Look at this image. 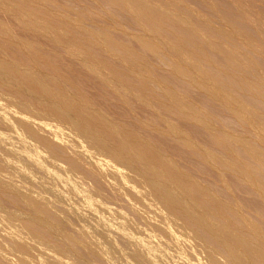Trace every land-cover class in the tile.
Here are the masks:
<instances>
[{"label": "rangeland", "instance_id": "374dc122", "mask_svg": "<svg viewBox=\"0 0 264 264\" xmlns=\"http://www.w3.org/2000/svg\"><path fill=\"white\" fill-rule=\"evenodd\" d=\"M148 2L174 19L199 24L200 35L215 30L220 49L214 55L223 59L232 52L258 78L264 79V0ZM0 28L6 29L17 41L16 45L6 48L0 39V66L15 59L28 67L34 79L50 82L56 98L67 95L62 78L65 75L89 95L105 116L134 122V115L148 117L156 113L154 107L144 108L135 100L126 104L116 97L114 79L97 54L100 48L89 49L87 41L93 37L89 36V30L94 33L106 30L117 40L133 43L129 37L131 32L159 31L158 27L139 22L124 9H117L104 0H0ZM223 30L229 33L224 34ZM81 53L85 60L78 58ZM38 56H46L49 64L41 63ZM109 60L120 64L111 54ZM54 67L60 74L53 70ZM20 86L21 80L17 77H9L5 83L0 81V264L256 263L259 253L251 244L264 236V216L258 212L260 199L257 194L242 180L240 162L232 158L220 161L218 167L213 168L200 155L193 154L187 144L175 138L149 130L139 132L152 138L153 143L148 144L151 149L161 154L166 151L176 163L173 166L185 179L194 182L201 193L211 189L217 196L238 200L256 223L249 230L225 226L222 214L200 200L197 191L186 196L184 214L176 213L166 206L170 196L161 189L163 184H169L166 168L159 169V163H153L156 172L150 177L149 171L132 158L131 153L125 152L118 158L106 148V143H117V132H98L105 136L103 145L91 138L83 142L73 129L70 117L58 118L48 108L35 106L43 112L41 120L48 122L52 132L62 131L57 137L66 136L71 144L85 150L86 160L99 162L113 180L112 174L118 173L121 182L115 184L117 186L108 180L102 181L103 189L97 193L94 187L99 188L100 181L93 176L73 175L75 173L70 172L63 160L53 156L47 146L31 138L15 123L22 107L30 103V98L19 91ZM187 88L180 89H191ZM195 92L191 89L190 96L182 94L187 99L191 96L196 99L198 91ZM199 97L202 95L197 102L193 98L189 100L200 103V113H206L209 108L212 112L213 105H209L212 103L217 108L216 118H222L220 123L228 122L232 128L238 126H235L238 121L233 123L234 119L229 117L230 113L215 106V102L208 100L209 103L205 97L206 103H203L204 99ZM249 104L247 106L253 109L258 106ZM173 121L192 130L196 140L207 138L203 131L194 132V128L199 127L196 123L175 115ZM238 127V131L233 128L235 133H242V127ZM81 176L85 180H81ZM94 181L99 186H94ZM131 195L138 197L131 198ZM38 218L47 223L49 240L31 234L24 226ZM196 221L200 223V235L192 227Z\"/></svg>", "mask_w": 264, "mask_h": 264}, {"label": "bare ground", "instance_id": "6f19581e", "mask_svg": "<svg viewBox=\"0 0 264 264\" xmlns=\"http://www.w3.org/2000/svg\"><path fill=\"white\" fill-rule=\"evenodd\" d=\"M104 1L117 9H124L139 22L152 24L160 29L159 31L146 30L142 33L131 32L129 37L133 43L129 40H117L106 30L96 31L97 34L89 30V36L93 37H89L90 41H87L89 49L95 50L96 46L100 48V52L97 54L111 72L107 71L114 79L112 84L116 97L121 98L126 104L129 103V100H135L140 102L143 107H154L156 113L148 116L150 118L134 115V122L105 116L89 98V95L65 75L62 78L66 84L67 95L56 98L50 82L34 79L28 67L20 65L15 59H10L6 65L0 66V81L5 83L9 77L19 78L21 80L19 91L22 96L30 98V103L22 107L15 123L31 138L47 146L53 156L63 160L65 166L71 170L70 172L75 173L73 175L78 173L82 176H93L98 182L100 181L98 183L100 187L96 189L94 187L95 191L98 189L97 193L103 187L100 184L102 181L104 183L108 180L107 182L110 184L118 185L121 182L118 180V173L112 174L113 180L99 162L86 160L85 150L71 144L66 136L57 137L56 134L59 135L58 132L62 131L58 130L56 134L52 132L48 122L41 120L43 112L35 106L41 105V108H48L58 118L70 117L73 129L80 134L83 142L91 138L103 145L106 140L105 136L98 132H117L119 134L117 143L115 145L106 143L105 145L112 155L122 158L125 152L131 153V157L149 171L150 177L154 176L153 174L156 172L153 163H159V169L166 168L169 184H163L161 189L170 196L165 204L173 211L183 215L185 212L183 203L186 196L188 193L197 191L200 200L222 214L225 226L231 229L239 226L244 230L254 228L256 223L243 210L238 200L217 196L211 189L208 193H201L194 182L185 179L181 172L173 166L176 163L166 151L161 154L159 150L151 149L148 144L153 143L152 138L142 136L139 132L149 130L175 138L187 144L193 154L200 155L213 168H217L220 161H228L232 158L240 162L239 164L243 165L242 180L257 194L260 199L258 212L264 216V114L261 112L264 111V79L258 78L252 72L253 70L244 66L243 60L232 52H229V55L223 59L216 57L214 53L220 49V46L215 30L210 29L205 36L202 33L200 35L199 24L188 20L174 19L168 13L151 5L148 0ZM229 25H231L230 22ZM226 30L221 32L229 33ZM84 33H86V28ZM0 39L6 48L17 43L6 29L0 28ZM66 48L71 50L68 46ZM110 54L120 60V64L109 60ZM78 58L85 60L83 53L79 54ZM37 60L44 65L49 64L46 56H38ZM53 70L60 74L56 67ZM183 86L184 89L187 86V89L190 87L192 91H198L195 92L196 99L191 96V99H195L194 101H199L198 96L201 94L202 97L199 99L205 97L207 101L215 102V106L219 105L223 108L225 113H230L229 117L232 116L233 123L240 122L235 124L240 127L233 126V128L237 130V127H242V133L240 131L239 134L235 133V130L229 127L231 125L228 126V122L226 124L223 122L224 120L223 123H220L222 118H219L220 120L216 118L217 108L213 107L214 104L209 101L210 104L208 102L207 104L213 105L212 112L215 109L216 112H210L209 108L206 113H200V103L190 101V98L187 99L184 94L189 95L188 91L191 89L184 93L185 90H181ZM202 102L206 103L205 99ZM249 103H254V107L256 104L258 108L260 106L263 108L258 110L257 107L250 108L248 106L252 105L253 107V104ZM247 104L249 105L247 106ZM222 113L225 114L223 111ZM173 115L184 121L196 123L199 127L198 129L194 128V132L203 131L207 134V138L203 141L196 140L192 130L174 123ZM225 119L227 118L225 117ZM256 125H259L260 128H256ZM254 128L261 131L257 130L256 133ZM82 176L79 178L81 179ZM84 178L82 179L85 180ZM98 184L96 182L94 186ZM112 185H110L111 188ZM105 186L107 187V185ZM113 189L115 188L113 187ZM130 191L128 190V192ZM137 193L132 194L138 195ZM135 196L131 195V198ZM137 197L135 198L137 199ZM131 208L133 209V206ZM138 210L140 209L136 211ZM141 216L143 217L142 213ZM24 226L31 234L49 240L50 233L47 223L42 219L26 222ZM192 227L200 235L199 221L194 222ZM257 239L255 244H251V247L259 253L255 264H264V236ZM0 255H2L1 251Z\"/></svg>", "mask_w": 264, "mask_h": 264}]
</instances>
